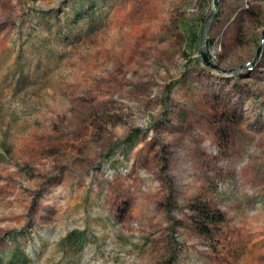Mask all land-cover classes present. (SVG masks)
<instances>
[{"label": "rangeland", "instance_id": "obj_1", "mask_svg": "<svg viewBox=\"0 0 264 264\" xmlns=\"http://www.w3.org/2000/svg\"><path fill=\"white\" fill-rule=\"evenodd\" d=\"M212 10L0 0V264H264V0H217L207 65Z\"/></svg>", "mask_w": 264, "mask_h": 264}, {"label": "trees", "instance_id": "obj_2", "mask_svg": "<svg viewBox=\"0 0 264 264\" xmlns=\"http://www.w3.org/2000/svg\"><path fill=\"white\" fill-rule=\"evenodd\" d=\"M194 37V35H193ZM199 38L196 37L193 41H197ZM192 209L194 210L195 217L200 219L202 226L201 232L204 234H209V230L205 224H216L224 222V216L220 212H213L207 206H198L193 205ZM72 246L76 247L77 251H80L83 248V245L86 242V237L83 232H72L67 235L66 240ZM15 255V254H14ZM13 255V256H14ZM13 260V257H12Z\"/></svg>", "mask_w": 264, "mask_h": 264}, {"label": "water", "instance_id": "obj_3", "mask_svg": "<svg viewBox=\"0 0 264 264\" xmlns=\"http://www.w3.org/2000/svg\"><path fill=\"white\" fill-rule=\"evenodd\" d=\"M61 0H57V2H59ZM217 12V0H213V10L209 16V20L204 24L202 32H201V47H200V52L199 55L202 58V60L207 64L210 65V63L207 60V56H206V52L204 50V43L206 40V31L208 29L209 23L210 21L214 18V16L216 15ZM259 51V50H258Z\"/></svg>", "mask_w": 264, "mask_h": 264}]
</instances>
